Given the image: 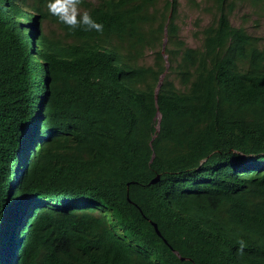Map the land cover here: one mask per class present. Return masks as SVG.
I'll return each mask as SVG.
<instances>
[{
	"label": "trees",
	"instance_id": "trees-1",
	"mask_svg": "<svg viewBox=\"0 0 264 264\" xmlns=\"http://www.w3.org/2000/svg\"><path fill=\"white\" fill-rule=\"evenodd\" d=\"M205 1L196 49L180 0H0V264H264V0Z\"/></svg>",
	"mask_w": 264,
	"mask_h": 264
},
{
	"label": "rangeland",
	"instance_id": "rangeland-1",
	"mask_svg": "<svg viewBox=\"0 0 264 264\" xmlns=\"http://www.w3.org/2000/svg\"><path fill=\"white\" fill-rule=\"evenodd\" d=\"M195 1L198 3L197 6H193V3L189 2V0H180V6L176 19L177 24L180 27L179 34L181 39L187 44L188 47L198 49L201 48L202 45L203 29L211 25L213 21V13L207 10L208 8H211V4H208L205 0ZM65 2L68 4V7L66 9L67 15L72 16L81 12V9L76 7L72 0H65ZM165 2L166 0H160L158 4V9L160 11H162V8L165 6ZM243 4L244 5L237 6L236 11L232 15L231 21L233 25L237 27L244 26V28H246V30L250 34L262 38V40H264V15H254L251 5H248V1L243 2ZM42 29L44 33L54 31L57 37L61 35L60 30L57 29V27L51 24L50 22H47L42 25ZM59 38L62 39L61 36ZM163 46H168V39L166 36L164 39ZM162 51L165 59V65L168 66V64L166 63V60L168 58L167 54L164 49H162ZM154 56L155 54L149 51L146 56L141 60L140 64L152 65ZM36 117L37 116L35 115L34 118ZM97 212H99V210H97Z\"/></svg>",
	"mask_w": 264,
	"mask_h": 264
},
{
	"label": "clouds",
	"instance_id": "clouds-1",
	"mask_svg": "<svg viewBox=\"0 0 264 264\" xmlns=\"http://www.w3.org/2000/svg\"><path fill=\"white\" fill-rule=\"evenodd\" d=\"M47 7L50 13L56 15L58 19L63 21L64 23L72 25L76 22L74 19L69 18L68 15H66V9L68 7V4L65 2V0H48ZM81 23L87 25L89 28H95L98 31L102 30V25L93 21L87 13L83 14V16L81 17ZM38 202L39 201L37 200H29L25 203V209L23 211L22 216L16 220L17 222H15L14 225L15 231H17L16 228L19 222H22L27 216L31 214L36 215L38 213L36 209L41 205H46L44 202H40V203ZM23 229L21 231H18L21 242L24 238V235H22ZM11 238L13 240H17L16 236L11 235L10 237V234H8V239L10 240Z\"/></svg>",
	"mask_w": 264,
	"mask_h": 264
},
{
	"label": "water",
	"instance_id": "water-1",
	"mask_svg": "<svg viewBox=\"0 0 264 264\" xmlns=\"http://www.w3.org/2000/svg\"><path fill=\"white\" fill-rule=\"evenodd\" d=\"M159 177H157V178H155L151 183H156V182H158L159 181ZM153 225H154V227H155V229H156V231L158 232V234L161 236V234H160V232H159V230H158V227H157V225L155 224V223H153Z\"/></svg>",
	"mask_w": 264,
	"mask_h": 264
}]
</instances>
